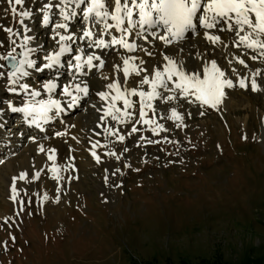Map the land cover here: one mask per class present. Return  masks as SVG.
Wrapping results in <instances>:
<instances>
[{"label": "rangeland", "instance_id": "obj_1", "mask_svg": "<svg viewBox=\"0 0 264 264\" xmlns=\"http://www.w3.org/2000/svg\"><path fill=\"white\" fill-rule=\"evenodd\" d=\"M59 5L0 0V264H264V90L252 82L208 103L175 87L149 99L153 89L142 84L127 107L111 96L83 116L92 105L85 96L54 117L53 130L35 133L43 152L30 150L27 125L11 111L34 102L20 86L40 91L57 81L53 100L66 104L76 69L71 58L51 76L37 70L61 47ZM77 48L93 55L86 43ZM28 49L36 67L13 77L6 59L23 60ZM81 119L91 126L71 145ZM14 132H24L18 146Z\"/></svg>", "mask_w": 264, "mask_h": 264}, {"label": "bare ground", "instance_id": "obj_2", "mask_svg": "<svg viewBox=\"0 0 264 264\" xmlns=\"http://www.w3.org/2000/svg\"><path fill=\"white\" fill-rule=\"evenodd\" d=\"M59 1H60V5L58 12H60L61 15L63 16L62 18L64 20L62 21L65 26L64 28H66V32L63 33L64 35L58 34V36L59 38L61 36L66 38H68V36L70 35L72 36L70 40L65 39L62 41L60 39L61 46H65L71 49V51L63 53L60 56V60L61 62L63 60L65 61V59L70 61V59L72 58L74 60V64L76 65V69L71 71L72 74L70 73L69 81L65 82L66 84L65 87L69 88V91L73 93V96H78V101H79L80 99L84 98L85 95H83L82 93L75 92V85L79 84L81 87L87 85L89 89L87 98H89L92 101V105H89V107L85 109V111H83L82 113L83 116H85L88 113V111L92 109L91 106H93V104H97L99 102V105L101 104L109 105L108 97L113 96L115 99L119 98L122 100H126L129 97L128 95L131 93V89L133 87H135V89H143L141 87L142 85L141 81L145 78L149 80L148 83L149 85H146V87H150L151 89H153L152 84L157 83L156 91L159 93H162L170 88H174V87L176 88L177 84H182L184 86H187L188 91H191L190 89L193 88H191L188 78H190L192 75H198L201 80H204L207 75L205 69H208L209 72H211L213 62H215L216 69H218L219 72L224 73V76L220 77V79L232 81V87H228L227 85H225L224 88L222 89L224 95H227L228 93H230L231 95V92H235L239 90L238 88H240L242 81H243V85L249 84L250 82L253 83V81H255V85H257L259 88L264 90V47H259V46H254L251 48L248 47V44L253 39L264 41V36H259V37L256 36V34L252 32V29L248 28L246 25L243 26L242 29L241 26L235 24V18H233L231 22V25L233 27L229 29H227L225 26H223L222 28L217 24L213 28H207V29L193 28L187 31L190 30L191 32H193L192 30L197 31L195 36L196 39L194 38L195 40H193L192 37H189L185 40H179L176 43L172 42L171 44H169L168 42L165 43V40L161 38L162 33L157 32L158 27H154L155 24H151V28L153 29L151 31L152 33L149 34L150 37L148 35H145L147 34L145 33L146 32L145 27L149 26V24L146 25L141 23L139 5L144 3H147L149 5L154 4L153 0H120L119 12H117L116 10V0H96L98 4L104 5L102 9H99V11H101L102 13L101 16H103L104 18H108L107 22H105L104 19H101L104 21V23L97 24L98 27L94 25V22L91 21V19H89L88 9L93 6V0H58V2ZM212 2L213 0H201V5L207 7V5L211 4ZM152 10L153 8L151 7L145 8V11L147 13H151ZM80 13H82V15L84 16V18L83 17L82 18L84 19V25L87 27L86 31L83 34L77 31V29H75L76 23H79V22H75V19L81 20L79 16ZM114 16L120 18L121 23L119 25L117 24V20L113 19ZM250 17L253 19L255 23L256 22L255 13H251ZM71 22L74 25H70ZM193 23L195 24L194 20ZM107 26H111V31L108 32V34L106 33L108 35V38H110V44L108 45V47L97 46L96 43L94 42L103 40L105 34L104 30L106 29ZM43 29L45 30V28ZM89 32L91 33V35L86 36L85 33H89ZM128 33H131V38L127 37ZM134 35L140 37L141 39L144 38L145 41L144 43H142L143 45H138L139 40L138 41L134 40L133 39ZM113 37H115L116 40L123 39V41L126 44L134 45L136 48L135 53L132 54V51L127 52L126 51L127 48L124 47L123 44L113 43ZM209 37H219V40L213 41L210 40ZM242 37H248V39L242 40L241 39ZM156 40L160 43H157ZM79 43L81 44L86 43V45H90V49L93 55L86 56V54H84L81 48H77L74 50L73 49L74 46L79 45ZM235 44H239V47L237 49H234ZM60 48L57 49L55 53L53 52L54 53L53 55L58 54L60 52ZM215 50L219 51V56L213 55ZM78 56L83 57V59L77 60ZM88 56L99 57V59L98 60L93 59L92 64L89 65L87 62ZM165 56L169 57L174 62V65L170 64L168 60H165L164 59ZM125 59L128 60L127 65L124 64ZM241 61H243V63H241ZM81 65L83 66L81 67ZM125 68L128 69L127 75L124 74ZM25 70L28 71L29 73H32V68H29L26 65H25ZM52 71L61 72L62 70L60 69V65H56L51 69H46V73H50V76ZM228 71L231 72V75L230 74L228 75ZM156 72H160L162 74L161 79L166 80L168 84V88L165 89L159 86V83L157 82V78H156ZM181 72L184 73L185 78L183 80L181 79L180 76ZM137 73H139V75H137ZM83 74L88 75L90 78L89 80H91V78L94 79L96 78L94 85L97 86L98 88L97 90L94 91L93 89L94 87L90 84L88 78H86L87 80L82 78ZM169 75L172 76V79L170 80L167 79ZM52 82H55L58 87L57 81H52ZM109 83H112L117 87H114L113 89H109L107 87ZM143 86H145V84H143ZM57 87L52 92H49L45 88L41 89L40 91H35L28 86V89L27 91H25V93L34 92V91L40 93V95L38 96H33L31 94L29 100H34V102L32 101L33 103L29 105H34L38 107L42 101V100L38 101V98L42 96L44 97L46 96L49 99H53L54 92L56 91ZM101 91H105V93L107 94L106 99L102 100L99 97L98 92ZM93 95H95L96 97L94 96V99H91ZM230 95L227 96V99H229V102H233L234 100L233 98H230L231 97ZM66 97H68L69 99L68 103L66 104L61 103L60 109L53 108L50 112H55V111L57 112L58 110L61 112L67 111V109L69 108V104L71 103V97L67 95ZM247 100H249V98H247ZM43 102L46 101L44 100ZM29 105L27 104L24 107L20 106L18 107V109H23ZM18 113L22 114L23 119L26 120L28 123H32V119H33L32 117H29L23 111H18ZM82 120L83 119H81V121H79L74 126L76 128L74 132L72 131V133L68 134V136L65 135L69 138V140H71V145L72 144L74 145V143L78 142L77 138L79 136L81 137L83 136L81 135L83 132L82 128L88 122L87 121L83 122ZM46 121H38L39 123L36 122L35 125L37 124L43 126L42 124L44 125L45 123L47 124ZM4 124H5V118L4 116L0 115V141L6 139V132L2 131V127H4L3 126ZM16 125L21 126L20 124H16ZM88 126L91 125H89L88 123ZM50 129L53 130V127ZM23 134L24 132L21 133L14 132V134L11 135L12 136L11 138H15V140L13 141L15 145L18 146V144L20 143V138L23 137L22 136ZM35 137H36L35 133H32V135L31 133H28V135H25V137H23L25 139H29L26 140V142L29 143L28 146L30 145L29 147L32 152L34 151L38 152V150H40V147L37 144H33L34 143L33 141H35L34 140ZM67 137L66 139L68 140ZM57 141H61V140H57ZM49 143L51 145H54L51 147H55L60 142L58 143L56 142L57 144L53 142H49Z\"/></svg>", "mask_w": 264, "mask_h": 264}, {"label": "snow or ice", "instance_id": "obj_3", "mask_svg": "<svg viewBox=\"0 0 264 264\" xmlns=\"http://www.w3.org/2000/svg\"><path fill=\"white\" fill-rule=\"evenodd\" d=\"M17 4L21 3V0H15ZM104 7L103 4H98L96 0H93V6L88 9V13L91 15L92 13H95L97 16L102 15L101 11L99 9H102ZM146 7H151L155 9L157 13H159L160 21L166 25L169 26V32L176 37L183 36L184 32L189 29L195 28V24L193 23L194 17L196 16L198 10L202 7L201 0H159L156 4H140V17H141V23L142 24H155L156 21L153 20L150 13H147L145 11ZM208 9L213 13L211 16L212 22H208V18L205 17L204 20V27L205 28H212L214 27L218 22L219 18H223L224 20L230 19L229 14L234 13L235 14V24L241 26L243 29V26H247L248 28L252 29V32L256 34V36H264V0H213L211 4L207 5ZM116 10L117 12L120 11V0H116ZM251 13H255V20L254 23L253 19L250 17ZM22 16H28V12L21 13ZM113 19L117 20V24L119 25L121 23V20L119 17L114 16ZM48 22V18L45 17V23ZM21 23L23 21L21 20ZM59 27H64V25H60ZM229 28L233 27L231 24L228 25ZM10 31V29L8 30ZM86 36H90L91 33H85ZM26 41L29 38H25ZM60 39L63 41L65 39H68L66 37L61 36ZM210 40L216 41L219 40V37H209ZM242 40H247L248 37H242ZM167 39L165 38V43H167ZM97 46L102 47H108V45L105 44L103 40L96 41ZM113 43L116 44H123L124 47L128 48L129 50H132L135 46L131 44H126L123 39L116 40L115 37H113ZM264 47V41L253 39L248 44V47ZM32 49H28L27 52L24 53L25 58L23 60L18 61V65L15 67V71H13L12 75L13 77L16 76L17 73L28 76L29 72L25 70V65L29 68H35L36 63L34 60L29 59L28 56L32 52ZM71 51L70 48H67L65 46H61L60 52L53 56H47L46 59L49 61L44 65V68L37 69L38 71H44V69H51L56 65H60L61 60L60 56L65 53ZM15 59V57H13ZM83 57L78 56L77 60H82ZM93 59H99V57H93L88 56L87 62L89 65L92 64ZM165 60H168L170 64L174 65V62L167 56L164 57ZM243 63V61H241ZM124 64H128V60H124ZM83 65H81L82 67ZM102 66V65H101ZM206 72V78L204 80H201L198 75H192L189 79V84L191 88L194 89L195 93L197 94L198 99H203L205 103H208L209 101H218L221 96H223L222 89L225 85L228 87H232V81L231 80H221L220 77L224 76L223 72H219L218 69H216L215 62H213L212 65V71L209 72L208 69H205ZM124 74H128V69L125 68ZM139 75V73H137ZM161 73L156 72V78L157 82L159 83V86L161 88H168V84L166 80L161 79ZM181 79L183 80L184 73H180ZM168 80L172 79V76L169 75L167 77ZM13 84L16 83V80L14 79L12 81ZM142 84H148L149 80L147 78L143 79L141 81ZM241 85L243 86V81L241 82ZM22 89L27 91L28 85L23 84L20 86ZM43 87L47 89L49 92H52L56 87V83L49 81L48 83L44 84ZM109 89H113L114 87H117L116 85L109 83L107 85ZM253 87H255V81H253ZM153 91L152 93L148 94L149 99L157 96L162 95L161 93H158L156 91L157 83L152 84ZM177 89H183V92L185 95L188 94V87L184 86L182 84L176 85ZM11 91H15V89H11ZM75 92L82 93L83 95L87 96L89 89L88 86L85 85L81 87L79 84L75 85ZM64 93L71 97V103L69 104V107L73 106L78 101V96H73V93L69 91L68 87L64 88ZM33 96L40 95L39 92H32ZM131 94H136V89L133 87L131 89ZM99 97L103 100L107 98V94L103 91L98 92ZM139 95L141 97L145 96L146 94L144 92H140ZM173 97H169L168 99H172ZM125 106L127 107L129 105V101H124ZM60 109V102L58 100L49 99L46 102H41L40 105L34 106L29 105L23 109H18L13 107L11 109L12 112H18L23 111L25 112L29 117H32V123H36L38 121H46L49 119L48 113L53 109ZM143 115V113H141ZM2 115V113H0ZM175 115V112H174ZM116 116H113V119H116ZM135 131V129H133ZM121 140H123V137H120ZM40 151L43 152L44 148L41 147ZM54 151V150H53ZM52 157L50 156L49 159Z\"/></svg>", "mask_w": 264, "mask_h": 264}, {"label": "trees", "instance_id": "obj_4", "mask_svg": "<svg viewBox=\"0 0 264 264\" xmlns=\"http://www.w3.org/2000/svg\"><path fill=\"white\" fill-rule=\"evenodd\" d=\"M263 262L264 261H262V263ZM132 264H144V263L139 262V261H133ZM183 264H189V263L188 262H183ZM201 264H226V263H224L222 260H215L213 262H211V261H203Z\"/></svg>", "mask_w": 264, "mask_h": 264}, {"label": "water", "instance_id": "obj_5", "mask_svg": "<svg viewBox=\"0 0 264 264\" xmlns=\"http://www.w3.org/2000/svg\"><path fill=\"white\" fill-rule=\"evenodd\" d=\"M6 64L10 67V72H13L15 70V67L17 66V61L15 59L9 58L6 61Z\"/></svg>", "mask_w": 264, "mask_h": 264}]
</instances>
